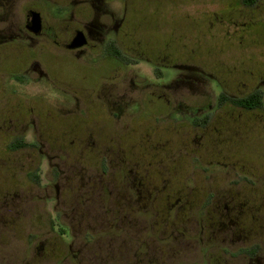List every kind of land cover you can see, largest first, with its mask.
Listing matches in <instances>:
<instances>
[{"label": "rangeland", "instance_id": "rangeland-1", "mask_svg": "<svg viewBox=\"0 0 264 264\" xmlns=\"http://www.w3.org/2000/svg\"><path fill=\"white\" fill-rule=\"evenodd\" d=\"M41 1L19 0L16 13L20 22L24 9L33 3L42 4ZM128 3L131 14L136 15L142 39L148 36L154 47L164 49L165 61L168 54L179 60L180 67L190 62L211 73V80L181 76L174 92H153L154 97L160 96L158 104L169 109L179 107V118H172V111L162 105L155 112L157 104L155 98L151 99L152 92H131V97L142 104L141 111L119 117L109 111L81 110L77 119L69 114L64 118H45L42 111L36 112L37 117L41 113V120L53 135L68 133L61 137L62 144L53 145L55 152L60 149L70 154L65 161L67 168L62 166L57 176L53 167L48 168L40 161L37 146L10 150L6 141L0 144L3 165L0 216L8 220L22 217L14 225L0 226V264H83L84 255L88 256V264H246L241 255L217 251L224 244L211 232L221 226L218 218L225 211L221 199L225 189H232L228 193L233 195L246 189L248 196L253 193L256 197L255 187L259 196H264V176L256 177L258 171H264V126L255 123L264 122V111L239 115L230 102H222L218 96L221 89L230 96H245L257 88L264 92V0L251 5L242 0H128ZM116 4L120 2L116 0ZM40 7L46 15L47 9ZM47 8L54 13L53 7ZM76 20L75 14L73 21L66 23L76 24ZM45 60L52 62L48 57ZM66 61L52 67L58 66L63 78L77 84L79 71L70 60ZM98 72L106 76L107 66L94 74ZM91 77L88 76L89 82ZM208 105L213 106L212 110L214 106H222L215 109L217 112L211 114L205 126H194L186 119L188 109ZM44 133L37 129L36 141H41L39 134ZM102 136L105 142L111 140L110 136L113 139L117 136L112 141L119 144L113 146L118 145L122 151V160L100 159L109 158L107 147L99 145L98 138L102 142ZM41 150L45 151L44 145ZM152 151H158V155ZM235 154L245 165L237 161ZM56 162L51 160L50 164ZM241 171L247 176L241 177ZM243 178L253 180L248 181L252 186ZM130 179L134 185L137 180L152 188L147 192L121 189ZM49 183H56L60 190L56 204L49 200L48 196L56 194ZM99 184L115 186L110 199L118 204L119 208L112 210L117 218L108 215L109 225L104 221L79 224V220L72 218L81 209L94 211L88 206L91 200L98 203L96 194L102 198L101 205H108L103 194L94 195L89 190ZM209 193H215L210 202ZM239 193L235 200L243 203L250 199ZM79 199L83 202L78 207ZM146 201L160 207L154 218L156 225L144 219ZM253 202L258 203L254 199ZM107 210L102 206V212ZM150 212L154 215L156 211L153 208ZM120 216L135 221L130 226ZM108 235L112 239L111 252L105 257L96 256V251L106 248ZM254 242L263 246L257 238ZM248 243L253 241L248 240L242 246ZM156 253L158 256L153 255Z\"/></svg>", "mask_w": 264, "mask_h": 264}, {"label": "flooded vegetation", "instance_id": "flooded-vegetation-1", "mask_svg": "<svg viewBox=\"0 0 264 264\" xmlns=\"http://www.w3.org/2000/svg\"><path fill=\"white\" fill-rule=\"evenodd\" d=\"M18 1L0 0V9H2L0 14V144L6 141L10 150L37 146L40 151V161L45 162L48 168L53 167L57 176L60 175L62 168L66 167L65 161L68 160L70 154H65L60 149L58 150L60 152H55L57 150L53 145L62 144L61 137L68 133L60 132L53 135L41 120V113L38 114L39 120H37L36 112L42 111L45 118H64V115L69 114L77 119L81 110L97 113L109 111L114 117H119L120 114L141 111L142 104L131 97V92H152L151 99L155 98L154 101L157 104L154 108L157 110L155 112H159L158 109L162 105L158 104L160 96L155 95L154 97L153 92H174V85L181 76L192 80L199 78H210L209 80H211V73L203 72V70L192 66L190 62L187 66L180 67L179 60L171 59L168 54H166L165 61L164 49L154 47L148 36L142 39L140 26L134 19L136 15L131 14V4L128 3V0H118L119 5L116 4V0H72L69 3L42 0V4L33 3L24 9L21 22L16 13ZM255 2L256 0L253 1V3ZM41 5L47 9L46 15L43 14ZM46 5L53 7L54 13L49 11ZM73 6L76 7L73 9ZM34 14L37 15V25L33 22ZM75 14L76 24L66 23L67 20L73 21ZM79 33L83 40L81 44L79 41H74ZM149 36L151 37V34ZM173 54L175 55L174 52ZM46 57L50 58L52 62L46 61ZM66 60H70L79 71L77 84L63 78L58 72V66L52 67V65ZM105 66L108 68L106 76L99 72L94 74L95 71ZM184 69L188 71L185 74L182 72ZM90 75L92 77L89 82L88 76L90 77ZM214 82L216 83V80ZM253 93L260 96L259 104L248 107L235 102L237 99H242ZM218 100L230 102L231 106L238 110L239 115L242 112L264 111V92L258 88L245 96H230L221 89ZM132 105L134 108L130 109ZM221 106H214L213 110L211 105L188 109L186 119L194 126H205L211 114L217 112L215 109ZM163 107L165 106L162 105ZM165 108L172 111V115H170L172 118L180 117L179 107ZM174 113L176 114L174 115ZM239 122L246 123L241 120ZM255 123H258L259 127L264 126L262 120ZM37 129L45 132L44 136L39 134L41 141H36L34 137ZM110 138L109 142H105L104 136L101 137L102 142L98 138L99 145L106 146L107 153H105L109 154L108 159L106 157L100 159L109 161V159L119 158L122 160V151L118 150V145L115 148L113 146L119 144V142L113 143L114 139L117 140V136L114 139L112 136ZM43 145L45 151L41 150ZM152 153L158 155V151L156 153L152 151ZM235 155L237 161L245 165L244 161L237 154ZM51 160L57 161L55 165L50 164ZM0 166L3 167L2 164ZM256 169H258L257 166ZM240 173L241 177L247 176L242 171ZM254 173L253 171L252 174L254 175ZM263 176L264 171L257 172L256 177L260 179ZM243 180L247 183L250 181L248 178H243ZM143 183L136 180L134 185L132 179L126 180L124 188L121 189L129 191V188H132L140 189V192L142 190L147 192L152 188ZM48 186H52L56 190V194L48 196L49 200L56 204L60 190L56 183H49ZM157 186H154L155 191H158ZM113 188L115 186H105L104 184L90 187L89 190L94 195L99 192L108 198V205H101L102 198L96 194L94 198L98 203H92L91 200L88 206L94 211L88 209L86 212L81 209L79 215L71 218L79 220V224L85 223L84 221L96 223L104 221L109 225L110 221L107 220V216L110 214L115 216L116 212L113 211L118 207V204L110 199V194L114 191ZM253 189L256 197L253 193L248 196L246 189L239 190L234 195L228 193L232 189L227 188L223 191L225 194L221 199L224 201L225 211L218 218L221 220L219 222L221 226L211 233L216 237V240L224 244L220 245L217 251L230 256L241 255L245 258L246 264H264V196H259L261 194L257 193L255 187ZM239 192H243L250 199L243 203L235 200L238 198ZM148 197L151 195L149 194ZM208 197L210 202L215 198V193H209ZM253 199L258 203L253 202ZM2 201L0 197V206L3 204ZM77 201V206H81L83 200ZM126 202L127 204L131 203L130 201ZM153 205L154 203L150 201L143 204L147 210L144 219L148 223L156 225L154 218L160 212L158 210L160 207ZM242 205H246L247 208L244 209ZM102 206L109 210L106 213L102 212ZM52 207L54 209V204ZM153 208L156 211L154 215L150 212V209ZM89 211L93 213L92 216L89 215ZM86 213L88 214L86 215ZM249 214L253 215L250 217ZM19 218L22 217L17 216L8 220L0 216V226L14 225ZM121 219L124 224L130 226L135 221L132 217L122 216ZM151 220L153 221L151 222ZM130 226L127 228H131ZM231 226H235V229H231ZM107 238L106 248L96 251V256L105 257L107 253L111 252L112 239L110 235ZM256 238L263 243V246L254 242ZM248 240L253 243L242 246ZM81 253L84 252L81 251ZM153 255L158 256V253ZM82 257V263L88 264V256Z\"/></svg>", "mask_w": 264, "mask_h": 264}, {"label": "trees", "instance_id": "trees-1", "mask_svg": "<svg viewBox=\"0 0 264 264\" xmlns=\"http://www.w3.org/2000/svg\"><path fill=\"white\" fill-rule=\"evenodd\" d=\"M254 0H242L243 3L245 4H251L253 3ZM237 104H241L243 106H252L260 103V96L256 94H250L242 99H237L235 101Z\"/></svg>", "mask_w": 264, "mask_h": 264}, {"label": "water", "instance_id": "water-1", "mask_svg": "<svg viewBox=\"0 0 264 264\" xmlns=\"http://www.w3.org/2000/svg\"><path fill=\"white\" fill-rule=\"evenodd\" d=\"M33 22H34V24L37 25V15H35V14L33 16ZM74 41L75 42H78L79 41V44L82 43L83 40H82V37H81V33H79V36L75 37Z\"/></svg>", "mask_w": 264, "mask_h": 264}]
</instances>
